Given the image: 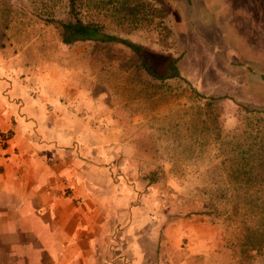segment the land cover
I'll return each instance as SVG.
<instances>
[{"label": "rangeland", "instance_id": "374dc122", "mask_svg": "<svg viewBox=\"0 0 264 264\" xmlns=\"http://www.w3.org/2000/svg\"><path fill=\"white\" fill-rule=\"evenodd\" d=\"M67 1L0 0V57L41 80L68 70L72 84L104 99L136 145L108 161L140 181L165 228L192 232L182 241L195 250L190 261L264 264V242H243L264 221V0L81 1L84 20L179 58L185 81L165 83L120 45L63 44L50 20L68 19Z\"/></svg>", "mask_w": 264, "mask_h": 264}, {"label": "crops", "instance_id": "0c3cea01", "mask_svg": "<svg viewBox=\"0 0 264 264\" xmlns=\"http://www.w3.org/2000/svg\"><path fill=\"white\" fill-rule=\"evenodd\" d=\"M4 60L0 132L12 139L0 142V264H195L182 246L192 232L165 228L140 181L110 162L136 145L104 99L68 70L41 80Z\"/></svg>", "mask_w": 264, "mask_h": 264}, {"label": "trees", "instance_id": "16d2710c", "mask_svg": "<svg viewBox=\"0 0 264 264\" xmlns=\"http://www.w3.org/2000/svg\"><path fill=\"white\" fill-rule=\"evenodd\" d=\"M82 0H68V19L58 20L51 19V23L60 30L62 43L71 46L77 43H93L103 45H120L135 54L140 60L141 68L154 80L165 83L169 80H184L179 69V58L172 56H162L153 50L143 46L142 44L133 42L117 35L106 32L105 27L94 20H84L82 9ZM160 3L165 0H159ZM164 7V3L162 4ZM164 10V8H163ZM166 15V12H164ZM163 25V24H161ZM195 94L204 99V96L195 91ZM244 112L250 114L255 111H250L245 107L239 106ZM264 216V212H261ZM253 227V228H251ZM246 228L247 235L244 237V246L251 249L259 248L264 242V234H261L264 229V221L256 226Z\"/></svg>", "mask_w": 264, "mask_h": 264}, {"label": "built area", "instance_id": "2783aa9c", "mask_svg": "<svg viewBox=\"0 0 264 264\" xmlns=\"http://www.w3.org/2000/svg\"><path fill=\"white\" fill-rule=\"evenodd\" d=\"M11 139L12 134L10 132H0V142L2 147H6Z\"/></svg>", "mask_w": 264, "mask_h": 264}]
</instances>
